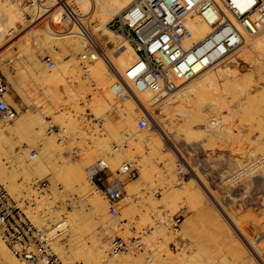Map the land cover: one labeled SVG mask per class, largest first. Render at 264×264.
I'll return each mask as SVG.
<instances>
[{"label": "rangeland", "instance_id": "rangeland-1", "mask_svg": "<svg viewBox=\"0 0 264 264\" xmlns=\"http://www.w3.org/2000/svg\"><path fill=\"white\" fill-rule=\"evenodd\" d=\"M5 1L13 2V4L18 7H16L17 10L22 9L21 12H19L25 16L26 22H32V24L30 23L31 25L28 26V30L26 28L25 31L14 40L15 42H13L12 45L10 44L7 46L8 48L6 47L3 50L4 52L2 51L0 53V55L10 54L7 56L5 55L3 68L0 67V76L9 84L8 102L18 111V117L22 114L32 112V110H38L39 112L43 111L45 114L42 112V117L44 120H47L45 124L46 130L49 121H54L53 123L60 128L62 126L66 127L63 118L64 113L65 115L70 114L72 117V112L77 113L79 111V115L93 112L96 117L105 120L98 125L96 121H94L93 115L80 119H78V117L72 118L73 121L76 120L78 122L75 128H73L76 132L74 130H67V139L64 140L62 144L60 143V147L56 143L58 154L55 155V164L59 163L58 165H63V160H65L64 162L68 161L70 164H79L80 161H83L87 156L86 153L89 154L93 152L94 146H96L99 139L106 138L108 148L104 151L105 155L99 153L92 154L93 156L89 164H93L96 160L98 161L99 159H105V157L108 158L120 154L122 146L133 140L132 142L135 144L140 141L142 145L139 143V148L132 153V156L127 159L124 158L123 161L135 162L139 166L140 174L142 169L147 168L152 175V182H141L138 193L134 197H130L128 201H122V209L119 216L112 218L106 215V222L111 223V221H113L112 224L114 228L110 229L104 227L101 224V218L100 220H90L87 218L86 222L90 225L88 224L82 232L80 238L82 243H80L84 246L87 245V248L88 246L92 248L95 241H102L106 247L104 257L109 259V245L114 238H129L136 236L139 238L142 237L143 242H147L148 249L153 251V264H264V171L255 175L238 188L227 189L224 185L226 178L239 167L240 163H245L255 159V157L264 155V134H262L264 133V59L262 60V57L258 56L257 53L240 58L238 63H233L231 64L232 66L230 65L232 71L219 74L215 83H209L207 85L205 89L206 93L204 92L203 96L185 89L172 98L168 96L158 104H149L147 100H144V106L154 115L156 121L160 125L166 126L169 130L168 136L170 141L166 138V142L165 140L164 143L162 142L164 145H162V152L155 154L150 145L151 139L160 138L161 141H163V139H161L159 135V130H156L157 125H155V123L150 125L148 119L147 128L149 130L147 128L143 131L138 129V120L142 117L143 113L141 111L142 107H135V112L132 113V121L134 122L136 120L135 123H133L135 129L131 127L128 128L127 126H125L123 131L120 129L122 136L118 140H114L106 135L108 134V122H111V124L117 128L120 126L118 123L122 122V106H120V104L118 106L113 101L112 105L108 107V112L97 114L93 107L92 111L90 110L91 108L88 105L91 102L90 99L93 98L94 102L96 94H98L97 92L93 97L94 92L97 90H93L91 85L93 86L96 84L98 88H100V86L95 80H92V75L89 78L85 76L80 65L79 56L76 57V60L80 65H78L80 68L78 78H80L79 80H81V82L77 80L76 76H69L65 73V77L63 76V78V73L60 72L59 67H61V64L65 65V63L71 62L73 57L66 53H57L55 57L47 52L45 48L42 49V47L36 45V47H33L35 41L33 42L34 39L30 36L31 40L27 48L29 47L28 49L30 50L33 47L30 53L33 51L34 59L28 64L27 58L25 54H23L27 50L20 49L17 46L20 42L25 40L27 36L31 35L30 32L33 33L36 29L35 26L37 23L34 22V20L37 17V12H35L34 9L39 5L40 0ZM47 1L48 0H45V2ZM66 14L68 13L63 14V18L66 17ZM90 16L89 14L87 17ZM87 17H83L86 20L82 21H84L88 27L89 23H87ZM113 18L114 17L110 16L104 18L103 25L110 28L108 24L110 23L113 25ZM43 23H45V21ZM70 26L71 23H69L68 26L66 24L64 26L66 27L64 28L65 31L68 30ZM93 31L94 30H92V32ZM119 39L120 37H118V41ZM101 46L105 47L108 53L112 55L116 54L115 50H112L113 46H105L103 44ZM79 48L78 54L81 55L82 48L81 46ZM233 56L234 54L231 57ZM13 57L14 63L9 64L8 60ZM48 57L54 63V68L52 69H50L46 63V58ZM97 59H99V57ZM55 70L62 74H60L61 78L66 80V82L63 81L64 83H68V85L73 84L75 89H78L79 85L84 80L86 83L88 82V85L83 89H78V96L81 93H86V97H81L82 99L84 98L83 100H79L80 97H77L78 100L69 105H67L68 101L63 99L57 108L50 106L49 111L46 112L44 105L46 104L47 106L49 101L43 93V86H41L43 85V81L41 79H43L44 74H52ZM213 72H215V69ZM189 82L190 80L185 81L175 92ZM198 98H202L204 101L206 100V103L201 106L197 105L200 104ZM40 101L44 102L39 104ZM64 103L66 105H64ZM112 106L116 107L115 111H113ZM31 107H34V109ZM180 107H183V109H180ZM180 110L182 111L180 112ZM198 110L203 112L202 116L204 114V118L201 116L200 118H191L188 120L183 114L190 111L197 112ZM207 110H211L212 114H210L209 111L207 112ZM55 112H58L57 115H62L64 124L55 117ZM80 121L81 123H79ZM14 123L10 124L8 127H11ZM104 123H106V125H104ZM90 124L97 128L95 135L93 133L95 128L92 131ZM126 128L128 130H126ZM80 132H82V136ZM88 132L93 134V138L89 137ZM144 132L149 133L142 135ZM131 133L135 134L133 135ZM46 135L44 138L37 139L34 142V149L37 151L41 150L44 146V140L48 137V135ZM58 137H63V135H57L53 138L58 141ZM168 142H170V144L172 143V148L173 145H175L178 150L182 152L184 159L189 165H187L185 160L179 159L177 155H171L173 153L171 145L168 146ZM255 144L259 145V149H257L258 145ZM115 146L120 148L117 153H113ZM260 148H262V151ZM242 149L244 150L242 151ZM15 151L22 152V148L17 146ZM74 152L78 153V157L73 156ZM254 152L256 155H253ZM14 156V153H12L11 157H13V159ZM168 158H170V161ZM5 161L9 162L7 159ZM89 164L84 165V176L88 184H90L91 189L95 190L88 181L87 168L90 167ZM8 165L11 166L12 163L10 162ZM178 165L186 174V178L181 183H179L178 178ZM118 167L119 166H117V168ZM11 168L12 167H10V169ZM32 178L34 180L36 179L35 177ZM32 178L29 181L23 182L25 188H22V192L28 191V186L33 181ZM199 178L213 196L208 193L209 191L207 192V189H205ZM38 179H47L51 183V194L47 193L44 197H40L39 199H43L44 203H47L46 207L49 205H53L50 206L51 208L56 207L55 205L59 202L56 209L65 216H71L74 211L85 212L83 214L88 215L91 211L90 198L80 194L72 185L66 186L65 182L62 183L63 180H55L52 175H44ZM189 183L192 184V186H188ZM175 187L180 191H185V187H188L192 190L194 195L196 194L197 198H200H198V201L196 200L197 202L193 203L190 201L188 202L187 199H181L177 202L178 206L176 205L177 207L175 206L176 208H173L170 204H166L167 201L164 198L166 194L174 190ZM59 189H63V191L60 192ZM100 195V193L97 194L99 197ZM126 195L127 192L124 194V198ZM51 198L52 201L49 202ZM100 198L105 200L102 195ZM75 201L76 203H74ZM104 202L107 208L106 200ZM128 202L132 206L133 212H135L133 218L131 217L133 216L132 214L131 216L125 215ZM152 202L153 204H151ZM167 206H170L171 209L169 207L167 208ZM145 213L149 214L148 220H139V218L142 219ZM163 215H181L183 224L181 233L178 237L172 234L168 226L164 228L163 226L157 227V220L161 219ZM228 215L238 226H241L244 235L237 232V229L231 223ZM60 220L64 221V223L66 222L64 216L60 218ZM126 221L129 223V225L126 224L127 226L123 225ZM69 223L58 228L59 231L69 227ZM134 226L139 227V230H136ZM112 229L115 230L108 233V231H112ZM151 229H154L156 233L153 232L154 230L152 231L154 234L152 232L150 233L149 230ZM161 237L164 239V242L158 245V239ZM172 241L179 242L178 246L181 245L182 247L178 250H171L169 248V243ZM72 243H74V228L73 230L70 228L67 232L65 240L67 246H65L66 250L64 251L66 257H64V259L71 264H77L78 262L85 264L84 260H81L82 258L80 259V257L74 255L71 248ZM180 254L185 256H181ZM105 258L103 260H105ZM120 258L132 259L134 262L132 264H151L147 261L146 254L122 256Z\"/></svg>", "mask_w": 264, "mask_h": 264}, {"label": "bare ground", "instance_id": "bare-ground-1", "mask_svg": "<svg viewBox=\"0 0 264 264\" xmlns=\"http://www.w3.org/2000/svg\"><path fill=\"white\" fill-rule=\"evenodd\" d=\"M135 1L136 0H48L47 2H45V0L39 1V5L34 9L35 12H37L36 13L37 17L34 20V22L37 23L35 26L36 29L34 30L33 33L30 32L31 35L27 36L25 40L20 42L17 47H19L20 49L27 50L23 54H25L28 64L31 63L34 59L33 51L32 53L30 52H31V49L36 46H40L42 47V49L45 48L47 52L51 53L55 57L57 56L56 55L57 53L58 54L66 53V54H70L73 57L71 62L67 64L65 63V65H62V64L60 65L61 67H59V70L60 72L63 73V75L59 72H56L55 70V72H53L52 74H49V75L48 73L44 74L43 79H41L43 81V83L41 82L43 84L41 85L43 86V90H44L43 93L45 97L48 99L49 104H50V105L48 104L47 106L46 104L45 105L43 104L45 106L44 109H46L45 110L46 112L49 111L50 106L53 108H57L63 99L67 100L68 101L67 105H69L71 103H75L78 100L77 97H80L79 100L84 99V98L82 99L81 97H86V93H81L82 95L79 94L78 96V89H83L86 85H88L87 84L88 82L86 83V81L84 80L79 85L78 89H75L73 84L68 85V83L67 84L64 83L66 82V80H63L60 76L61 74L62 77L63 76L65 77L64 73L68 74L69 76H73V77L76 76L77 80L81 82V80H79L80 78H78V75L80 72L79 70L80 65H79V62H77L76 57L79 56V59H80L81 55L78 54V50L80 49L79 48L80 46L82 48L83 40L78 35L79 34L78 25L72 23L70 28L65 31L64 28L66 27L64 26L66 24L68 26L69 23H68V18L64 17L65 22H66L65 24L64 18H63L64 13H68L69 16L70 15H73L75 17L78 16L82 20H86L83 17L85 16L87 17L89 16V14L91 15L90 17H87V23H89L91 32L92 30H94L92 32L93 37L95 39L94 41L98 43V45L100 46L103 55H100L99 59H96V61L94 62L91 68L92 80H95L100 86V88H98L96 84H94L95 86L91 85L93 90H97L96 92H94L93 97L97 92L98 94H96L94 102H93V98L90 99L91 102L88 105L91 108L90 110L92 111V107H93L94 111L97 114L108 112L109 105H112V102L114 101V96L112 93V86L116 82L117 75L119 74V75L125 76V74L138 62L139 56L135 52L134 48L128 43V40L122 35L116 34V32L113 29L105 27L103 25V20L104 18L108 16L114 17V18L117 17L126 8L130 7ZM234 2L241 11L250 10L254 6L253 0H234ZM16 7L17 6H15L13 2H8V1L6 2L5 0H0V53L7 46H9L10 44L12 45L13 42H15L14 40H16L17 37L21 35L23 31H25L26 28L28 30V26L32 24V22L30 21L29 23L26 22L25 16L22 13H20L22 9L17 10L18 7L17 8ZM210 11L213 12L214 9H210ZM211 12H208L205 15L208 17L209 20L200 11L199 12L196 11L193 15L185 19V25L188 28L191 36L183 39V47L186 51H189V54H188L189 63L192 66L194 76L193 78H191L192 80L190 79V82L188 84L183 86L177 92L170 94V98L174 97L175 95L180 93V91L182 92L185 89L191 92L197 93V95L203 96L207 85L209 83L211 84L215 83L219 74L229 73L230 71H232V67H230V65L233 63H238V60L240 58H243L244 56H247V55L249 56V55H253L257 53L258 56L262 57V60L264 59V26L263 25L261 29L257 30L254 34H249L243 29V27L241 26V23L237 21L236 19H234L228 13L227 15L229 19L231 20V26H228V25L218 26L219 18L216 15H212L211 17ZM44 21L45 23H43ZM236 29H238V31L240 32L242 41L239 40L238 37H236L235 35ZM30 36L33 37L34 39L33 42L34 41L35 42H34L33 47L29 50L28 49L29 47L27 48V45L30 43V40H31ZM118 37H120L119 41H118ZM226 42L234 46L237 42H239L240 44L238 46L239 48L234 53L232 52L234 54L233 57H231L233 54L229 53V49L227 48L228 44H226ZM102 44L105 46L106 45L113 46L112 50H115L116 56L108 53L106 48L101 46ZM5 55L7 56L10 54L8 53V54L0 55V67L1 68H3L2 66L5 63L4 62ZM8 63L9 64L14 63V57L10 58L8 60ZM214 69H215V72H213ZM183 83H185V81L182 82L181 84L183 85ZM137 95L144 108H141L142 106L140 105L139 107L137 106L138 103L136 102V99L125 101L122 103V105L120 104V106H122V122H119V121H118L119 123L117 122L118 125H120V126L117 125L118 128L113 126L111 122H108V127H107L108 134L106 135L114 140H118L122 136L120 129L123 131L125 126H127L128 128L131 127L132 129H135L133 123H135L136 120L134 122L132 121V113L135 112L134 111L135 107H138V108H141V111L145 114L146 118L150 121V125L154 123L155 125H157L156 130H159L158 131L159 135L161 139H163V141H161L160 138H155V139L152 138L151 141L150 140L149 141L151 142L150 145L152 147L153 153L155 154L160 153L162 152L161 149L163 150L162 147L164 146L162 142L164 143V140L166 142V138L167 140H169V136H168L169 130L166 126L160 125L156 121V118L154 117V115L144 106V100L145 101L147 100L149 104L154 103L152 99L153 98L152 94L149 91H145L142 93H137ZM205 101L202 98H198V102L200 104H197V105L199 106L204 105V103H206ZM42 102L40 101L39 104ZM64 105L66 104L64 103ZM117 105L119 106V104ZM40 107H43V106H40ZM31 108L34 109V107H31ZM180 109H183V107H180ZM201 110H198L197 112L190 111L187 113H183V112L182 113L189 120L191 118H200L203 113ZM37 111L38 110H32V112L30 113L20 115L15 120L14 125H12L11 127H8L9 125L6 127H0V180L8 187L9 191L15 195L21 194L22 188H25V186L23 185V182L29 181L32 177H35L36 179H38L44 175L46 176L52 175L55 178V180H60V181L63 180L62 183L65 182L66 186L72 185L73 188H76V190L80 192V194L86 195L88 198H90V210H91L88 215L83 214L85 212L82 213L80 211H74L71 214V216L70 215L64 216V219L66 218V222L64 224H61V226L58 227L60 228L64 226L65 224L67 225V223L70 222L69 227L72 228V230L74 228V243L71 244V248H72V251L74 252V255L75 256L77 255V257H80V259L82 258L81 260H84L85 264H132L134 263L132 259H123L120 257L106 259L104 257L106 247L104 246L102 241H98V242L95 241V244L93 246L91 245L92 248L90 246H88L87 248V245L84 246L83 244H81L82 242L80 241L82 232L84 231L85 227H87V225L89 224V223L87 224L86 222L87 218H89L90 220L91 219L100 220L101 218L102 220L101 224L104 227L110 228V229L114 228V225L112 224L113 221H111V223L106 222V219L108 217V211L106 208V203L104 202L105 200H102L103 198L102 199L100 198L101 195L100 197L97 196L99 192L91 189L90 184H88V182L86 181V177L84 176L85 172L83 170L85 167L84 165L89 164L93 156L92 154L99 153V154L105 155L104 151L108 148L107 139L106 138L99 139L96 143V146H94L93 152L89 154L86 153L87 156L83 159V161H80L79 164H76V163L70 164L68 163V161L64 162L65 160H63V165H58L59 164L58 162H57L58 164H55V155L58 154V148H57L56 143L60 147V141H56L52 136H48L46 137V140H44V143H43L44 146L41 148L40 151H37L36 149H34V142L37 139L44 138L45 135L47 134L45 133V130H46L45 124L47 120H44V118L42 117V114L44 112L42 111L43 112L42 113V112H39V111L37 112ZM181 111L182 110H180V112ZM208 111L210 114H212L211 110H207V112ZM58 112H55L54 115L55 117L58 118V120L61 121L62 124H64V121L62 120V115L60 114L57 115ZM64 115H63V118L65 120L66 127H63V126L62 127L64 129V132L68 133L67 130H70V131L74 130L73 128H75L78 122L76 120L73 121L74 118L71 117L70 114L65 115V116ZM91 115H93L94 119L97 121H99L100 119L101 121L104 120L103 118L96 117L93 112H91ZM202 117L204 118V114ZM79 123H81V121ZM106 123H104V125H106ZM96 129L97 128L94 129V132H93L94 135L97 132ZM126 130L128 129L126 128ZM149 132H144V134L142 135H146V133H149ZM81 133L82 132H80V134ZM89 133H90L89 137L93 138L92 136L93 134H91V132ZM132 141L122 146V151L120 152V154L113 156V157H108V158L105 157V162L112 171L116 170L117 166H120L124 158L127 159L130 156H132V153L135 152V150L139 148L138 144L140 143V141L137 142V144H135ZM61 144H62V141H61ZM140 145L142 144L140 143ZM170 145H171V149L173 153L171 155L174 156L175 154L177 155V157H179V159L185 160L182 155V152H180V150H178V148L175 145H173V148H172V143L170 144V142H168V146ZM255 145H258V144H255ZM17 146L22 148V152L15 151ZM258 147L259 145L257 146V149H259ZM261 149L262 148H260V150ZM34 150L37 151V155L35 156V158L31 156V151H34ZM243 150L244 149H242V151ZM12 153H14L15 155L14 159L13 157H11ZM254 154L255 152L253 153V155ZM173 156H172V159H173ZM6 159L9 160V162H6L5 161ZM168 159L170 161V158ZM10 162L12 163L11 166L8 165V163ZM247 164L249 163L248 162L240 163L237 169L239 168L242 169L246 167ZM89 165L91 166L92 164H89ZM187 165L189 164L187 163ZM10 167L12 168L10 169ZM263 171L264 169L261 172ZM32 180L34 179L32 178ZM151 180H152V175L150 171L147 168L142 169L140 177L127 185L126 187L127 195L123 201H128L130 197H134L138 193V189L140 187L141 182L149 183ZM190 183L188 184V186H192V184ZM203 185L205 189H207V192L209 191L208 193L211 196H213V194L210 193V190H208V188L206 187L204 183ZM41 197H44V195H42ZM198 198L196 197V194L194 195L192 193V190L188 187H185V191H180L179 189L175 187L174 190L166 194L164 199H166L167 201L166 204L168 203L171 205V207L173 206V208H176L178 206L177 202L180 201L181 199H187L188 202L190 201L193 203V202H197ZM153 202L151 204H153ZM37 204L39 205L37 207V212L40 211L41 216L37 214L36 216H33V220L38 225L45 224L46 220H55V222L58 220L60 221V218L62 215L60 211H58L57 209L50 210L51 207H48V206L46 207L47 203H44L43 199L39 200ZM127 205L128 206L125 209L126 210L125 215L131 216V214L132 215L135 214L129 202L127 203ZM168 207L171 209L170 206H167V208ZM145 211H148V210H145ZM148 215H149L148 213L147 214L145 213L142 219L139 218V216L138 218L139 220L146 221L148 220ZM131 217L133 218L134 215ZM228 218L231 220V223L233 224V226H235V228L237 229V232L241 233V235H244V232L242 231L241 226L240 225L238 226V224L229 215H228ZM123 225H126V224H123ZM127 225H129V223H127ZM136 226H134V228ZM184 226H185V221H184ZM135 229L139 230V227H136ZM113 230L115 229H112V231L111 230L108 231V233L113 232ZM56 231H59V229ZM153 232L156 233L155 230ZM56 249H57V252H59L61 256L66 257V254L64 252L66 248L64 246L58 245L56 246ZM180 255L185 256L182 254ZM104 258L105 260H103ZM0 264H21L11 254L9 249L4 245V243L1 240H0Z\"/></svg>", "mask_w": 264, "mask_h": 264}, {"label": "built area", "instance_id": "built-area-1", "mask_svg": "<svg viewBox=\"0 0 264 264\" xmlns=\"http://www.w3.org/2000/svg\"><path fill=\"white\" fill-rule=\"evenodd\" d=\"M253 2L252 9L241 11L234 0H136L114 18L113 25L108 24L116 34L128 40L139 56L138 62L125 76L117 75L116 82L112 86L115 103L122 104L125 101L136 99L137 106L144 108L137 93L145 91L152 94L154 104L161 103L163 99L174 93L182 82L194 76L189 63V51L183 47V39L191 36L185 25V19L196 11H200L205 16L211 12L210 9H214L211 17L212 15L218 16V26H231L228 13L241 23L247 33L254 34L261 29L262 25L264 26V0H253ZM205 17L208 19L207 16ZM66 18H68V23L79 27L78 35L83 40L80 65L85 76L89 78L92 65L100 55H103L102 50L94 41L90 27H87L81 18L68 14ZM235 35L242 41L238 29ZM226 44H228L229 53L236 51L240 45L239 42L235 46L227 42ZM46 63L50 69L54 68V63L49 57L46 58ZM8 96L9 84L0 76V127L14 123L18 117V111L8 102ZM115 109L116 107L113 111ZM72 117H78V119L91 117V113L79 115V113L72 112ZM94 121L98 125L102 122L101 120ZM91 125L90 128L92 127L93 131L94 127ZM147 126V118L142 113V117L138 120V129L143 131ZM46 133L52 137L63 135V137H58L60 143L67 139L64 129L52 121H49ZM119 150L120 148L115 146L113 153ZM36 155V150L31 151L33 158ZM73 156L78 157V153L74 152ZM248 163L246 167L235 170L226 178L224 185L227 189L238 188L261 173L264 169V155L255 157ZM87 175L93 188L106 200L108 215L115 218L121 214V203L127 192V185L139 178L140 169L135 162L123 161L116 170L112 171L105 159H99L87 168ZM178 178L179 183L186 178L181 168L178 169ZM59 191L62 192L63 189ZM51 192V183L47 179L33 180L28 186V191H23L20 195L12 194L8 187L0 181V240L21 264H71L56 249L58 245L66 246L65 240L70 227L56 231L64 223L62 219L56 222L46 220L42 225H38L33 220V216L41 214L40 211L37 212L40 197L47 193L51 194ZM49 200L51 202L52 198ZM58 205L59 202L55 206L58 207ZM50 206L53 205L48 207ZM56 207L50 210H55ZM63 216L65 215L62 214L61 218ZM157 221V227L168 226L174 236L178 237L180 234L183 224L181 215H163ZM127 223L128 221L125 222ZM153 230H149L150 233ZM163 242L162 237L158 239V245ZM178 244L179 242L172 241L169 243V248L178 250L182 247ZM140 254H146L147 261L154 263L153 251L148 249L142 237H116L110 242L108 251L110 258Z\"/></svg>", "mask_w": 264, "mask_h": 264}]
</instances>
